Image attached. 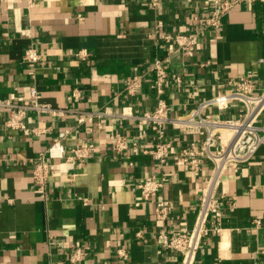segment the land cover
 <instances>
[{"label": "crops", "instance_id": "1", "mask_svg": "<svg viewBox=\"0 0 264 264\" xmlns=\"http://www.w3.org/2000/svg\"><path fill=\"white\" fill-rule=\"evenodd\" d=\"M214 7L215 0H160L157 7L150 0H38L28 9L26 0H0V98H26L36 88L42 102L65 110L59 116L29 114L27 131L6 129L8 113L0 110V264H69L76 245L89 247L80 264H181V255L164 249L158 234L193 227L211 162L196 174L172 158L160 166L153 156L130 149V166L112 144L117 134L144 146L154 143L148 127L120 115L155 110L148 69L158 59H167L165 69L181 78L165 88L173 116L248 74L258 92L264 89V0H241L222 14L218 29H205ZM194 31L200 37L191 56L162 40ZM29 48L41 55L34 78L23 61ZM81 51L88 57L78 56ZM143 74L141 91L126 94V83ZM239 110L234 102L227 111L210 112L232 118ZM34 128L44 132L34 134ZM63 131L69 132L63 139L68 154L88 142L93 156L52 176L40 196L32 179L35 159ZM166 132L173 156L200 145L196 131L167 125ZM150 176L167 182L146 202L137 184ZM218 194L221 231L206 238L195 264H264V145L223 178ZM159 200L172 206L165 220L156 216ZM120 248L127 259L118 257Z\"/></svg>", "mask_w": 264, "mask_h": 264}, {"label": "built area", "instance_id": "2", "mask_svg": "<svg viewBox=\"0 0 264 264\" xmlns=\"http://www.w3.org/2000/svg\"><path fill=\"white\" fill-rule=\"evenodd\" d=\"M27 8L32 9L38 0H26ZM241 0H215V7L210 12L205 22V29H218L221 25L222 14L229 12ZM160 0H150L153 7H157ZM200 32L165 34L162 40L167 44H175L176 51L185 56H191L197 50ZM83 59L88 57L86 51L78 53ZM41 60V55L34 49L29 48L23 57L24 63L30 69V75L34 78L35 69ZM167 59L156 60L148 69L152 75L151 87L155 90L158 103L154 111L145 112L138 116L123 112V118H137L144 127H148L153 134L154 143L144 146L139 141L129 142L126 136L117 134L114 136L113 149L129 160L133 166L129 150L140 149L142 153L153 156L160 166L168 165L170 159L178 164L189 166L197 174L203 164L211 162L210 175L205 180V188L201 194L198 213L191 229H175L169 232L161 230L158 234L164 249L176 251L181 255V264H195L202 244L211 235H217L221 231L223 210L221 196L218 189L226 175H235L240 167L249 163L264 145V89L257 91L253 76L248 74L235 80L223 83L220 87L227 86L229 89L220 91L211 98L202 100L198 106L188 113L179 116L172 115V106L164 98L165 88L170 80L181 83V78L168 72L164 64ZM145 75L134 76L125 86L126 94L135 96L141 91L142 81ZM76 98L79 94H74ZM192 96V94H191ZM41 95L33 88L29 96L18 97L12 94L8 99L0 98V110L8 113L5 121L6 129L10 131H27V118L34 113L37 117L43 115H64L65 110L55 108L51 104L41 101ZM234 102L239 103L240 110L237 117L219 118L210 110L224 112L231 108ZM173 125L186 133L196 131L201 142L190 144L181 149L173 156V143L168 138L166 126ZM34 134L43 133L38 128L32 129ZM68 131L60 132L52 139L50 146L40 152L35 159L32 169V179L35 192L40 196L46 194L50 178L54 175L68 174L76 163H85L92 158L94 147L88 142L77 144L69 154L63 144V139ZM167 179L162 176H150L141 180L137 187L144 201L156 197L164 189ZM82 199V198H81ZM87 203V199H82ZM234 208L230 205L228 209ZM172 206L169 202L159 200L156 203V216L159 220H165ZM259 224V221H256ZM88 246L76 245L69 256V264H80L88 255ZM118 257L127 259L125 249L117 250Z\"/></svg>", "mask_w": 264, "mask_h": 264}]
</instances>
